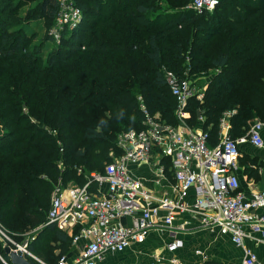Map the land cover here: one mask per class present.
<instances>
[{
    "label": "trees",
    "instance_id": "16d2710c",
    "mask_svg": "<svg viewBox=\"0 0 264 264\" xmlns=\"http://www.w3.org/2000/svg\"><path fill=\"white\" fill-rule=\"evenodd\" d=\"M191 1L77 0L82 22L57 44L49 33L56 0H42L24 15L19 11L28 2L0 0L3 231L10 224L39 228V237L50 232L59 243V258L71 252L72 237L46 225L55 184L83 185L86 174L104 172L111 154H121L119 134L143 128L139 96L152 115L179 124L164 67L181 77L189 69L191 79L215 71L206 84L195 80L204 97H192L186 108L187 124L207 132L211 146L226 112L236 111L229 118L234 139L264 119V0H218L203 15L187 8ZM35 21L44 27L38 42ZM12 244L0 245V264H13L5 251ZM35 244L28 250L43 253L45 246Z\"/></svg>",
    "mask_w": 264,
    "mask_h": 264
},
{
    "label": "built area",
    "instance_id": "2783aa9c",
    "mask_svg": "<svg viewBox=\"0 0 264 264\" xmlns=\"http://www.w3.org/2000/svg\"><path fill=\"white\" fill-rule=\"evenodd\" d=\"M56 3V22L49 33L60 44L64 33L79 27L83 12L77 0ZM218 3L192 0L188 7L203 15L213 12ZM163 71L178 102L179 124H168L159 114L152 115L139 96L143 128L119 134L117 146L121 154H111L113 160L105 165L104 172L86 174L83 185L65 184L62 179L55 184L46 225L72 235V244L78 250L76 257L62 255L57 264H106L109 255L143 244L152 230H167L173 235L188 230L191 218L198 221L200 229L228 235L243 250L241 264H260L246 240L264 243V214L256 213L264 207V187L247 198L240 190L237 172L241 144L264 147V119L253 122L245 136L234 139L229 133V118L236 111L226 112L220 121L219 142L211 146L207 132L195 130L186 122L190 117L186 111L189 100L194 96L202 100L204 91L194 86L189 69L185 77L166 67ZM199 120L204 121L203 117ZM167 160L171 175L167 173ZM131 164L148 165L155 174V184H166L171 193L160 196L149 190L144 180L133 174ZM177 216L187 217L176 226ZM183 245V240L174 236L164 247L174 253ZM15 246L39 264H47L28 250L27 243ZM152 259L148 264H185L157 253Z\"/></svg>",
    "mask_w": 264,
    "mask_h": 264
},
{
    "label": "crops",
    "instance_id": "0c3cea01",
    "mask_svg": "<svg viewBox=\"0 0 264 264\" xmlns=\"http://www.w3.org/2000/svg\"><path fill=\"white\" fill-rule=\"evenodd\" d=\"M212 13V12H210ZM218 72V70H216ZM198 80L193 79V81ZM195 87H197L194 84ZM204 91L205 88L203 87ZM189 118V117H188ZM194 129V128H193ZM202 130L200 126L195 130ZM264 140V131L262 132ZM130 169L133 174L144 180L146 187L156 193V195L170 194V188L164 184L163 187L155 184V174L148 165L131 164ZM240 190L247 198L264 187V147L259 148L249 142L240 145V158L238 170ZM190 199H194V192L190 194ZM264 214V207L256 212ZM187 216H177L175 225L182 224L183 218ZM67 233V232H65ZM69 236V233H67ZM182 239L183 247L174 253L165 249L173 237ZM246 246L254 251L260 264H264V243L257 244L252 239L246 240ZM161 254L164 258L175 257L185 264H241L243 260V250L237 247L228 235H221L218 230L200 229L196 219H190L188 230L178 231L175 235L169 231L149 232L146 241L141 245H134L125 252L117 255H109L106 264H148L153 261L154 254ZM70 259L78 255V250L72 244V250L67 254Z\"/></svg>",
    "mask_w": 264,
    "mask_h": 264
},
{
    "label": "rangeland",
    "instance_id": "374dc122",
    "mask_svg": "<svg viewBox=\"0 0 264 264\" xmlns=\"http://www.w3.org/2000/svg\"><path fill=\"white\" fill-rule=\"evenodd\" d=\"M17 1L28 2V4L21 7V9L19 11V15H24L29 10H31L36 5H38L42 0H17ZM187 8H189V7L187 6ZM42 24L43 23L42 22L40 23L39 21H35L32 24L33 30L36 33L38 32V39L35 40L37 42L39 39H41V36L43 34L42 30L44 27L42 26ZM208 72L202 73V75L198 76V80H200L203 84H206L212 80L215 71L209 70ZM259 119L260 118H255L252 121V123L259 120ZM35 120L38 121L37 119H35ZM35 120L32 119L33 122H35ZM56 134H58V133L56 131H54V135H56ZM112 152H114V151H112ZM115 154H116V152L112 153L113 156ZM40 231L41 230L39 228L29 229V230H27V228L21 229L20 227L14 228V225L10 224V225H8V231L6 232V231H3L0 227V245H4L5 240H7V241L13 243L12 245H14V246L15 245L20 246L24 242L27 243V247L30 245L32 246L35 243H36L35 244L36 247L45 246V250L43 253H33V252L32 253L34 254L35 257L46 262L47 264L54 263L59 258V256L61 255V253L58 249L59 243L57 241H55V239L51 236L50 232L49 233L42 232L41 236L39 237L38 234H40ZM16 248L17 247L15 246V249Z\"/></svg>",
    "mask_w": 264,
    "mask_h": 264
},
{
    "label": "water",
    "instance_id": "95a60500",
    "mask_svg": "<svg viewBox=\"0 0 264 264\" xmlns=\"http://www.w3.org/2000/svg\"><path fill=\"white\" fill-rule=\"evenodd\" d=\"M25 245L26 242H24L21 246L24 247ZM5 251L10 256L13 264H34L26 258L20 249H13L11 246H7Z\"/></svg>",
    "mask_w": 264,
    "mask_h": 264
},
{
    "label": "snow or ice",
    "instance_id": "6c2138e0",
    "mask_svg": "<svg viewBox=\"0 0 264 264\" xmlns=\"http://www.w3.org/2000/svg\"><path fill=\"white\" fill-rule=\"evenodd\" d=\"M212 2H215V0H212Z\"/></svg>",
    "mask_w": 264,
    "mask_h": 264
}]
</instances>
